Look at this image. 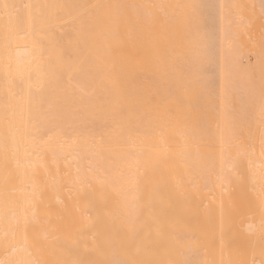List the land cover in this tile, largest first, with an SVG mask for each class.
Instances as JSON below:
<instances>
[{
  "label": "bare ground",
  "instance_id": "1",
  "mask_svg": "<svg viewBox=\"0 0 264 264\" xmlns=\"http://www.w3.org/2000/svg\"><path fill=\"white\" fill-rule=\"evenodd\" d=\"M262 106L264 0H0V264H264Z\"/></svg>",
  "mask_w": 264,
  "mask_h": 264
},
{
  "label": "rangeland",
  "instance_id": "2",
  "mask_svg": "<svg viewBox=\"0 0 264 264\" xmlns=\"http://www.w3.org/2000/svg\"><path fill=\"white\" fill-rule=\"evenodd\" d=\"M232 101H233L234 105H236V98L235 97H233Z\"/></svg>",
  "mask_w": 264,
  "mask_h": 264
},
{
  "label": "snow or ice",
  "instance_id": "3",
  "mask_svg": "<svg viewBox=\"0 0 264 264\" xmlns=\"http://www.w3.org/2000/svg\"><path fill=\"white\" fill-rule=\"evenodd\" d=\"M262 112H264V106H262Z\"/></svg>",
  "mask_w": 264,
  "mask_h": 264
}]
</instances>
